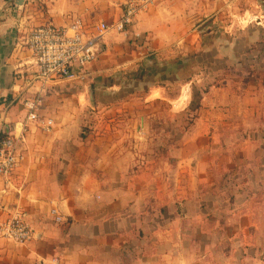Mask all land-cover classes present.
Wrapping results in <instances>:
<instances>
[{
	"label": "rangeland",
	"instance_id": "rangeland-1",
	"mask_svg": "<svg viewBox=\"0 0 264 264\" xmlns=\"http://www.w3.org/2000/svg\"><path fill=\"white\" fill-rule=\"evenodd\" d=\"M163 4L154 25L140 28L142 38L135 44L112 36L95 62L97 69L89 66L86 80L65 81L51 89L49 102L56 103L51 117L65 124L77 141L78 159L94 151L83 149L92 136L107 140L110 135L113 140L138 141L139 156L153 158L149 163L138 156L136 163L131 162L129 183L147 208L143 218L152 225L149 231L163 223L154 235L164 244L166 239L174 244L179 258L174 264H264V35L257 25L264 21L262 0H163ZM37 8L42 11L41 5ZM249 25L254 29L246 33L248 50L237 54L233 70L221 72L233 76V85L212 89L202 106L201 95L214 82L213 70L199 64L211 58L205 50L236 39L241 47L243 28ZM145 42L146 50L159 52H150L151 61L137 76L126 75L127 56L134 47H140L134 48L137 52L145 50ZM180 47H185L183 54ZM173 50L179 51L174 58ZM169 57L178 66L187 65L178 83L165 84L167 92L160 88L146 97L148 84L164 77ZM187 79L194 81L189 100L183 98L185 88L191 94V86L181 85ZM119 80L128 88L114 99L108 93L119 91ZM179 96L183 103L177 105ZM182 105L188 107L185 112ZM141 124L145 129L138 135L135 129ZM211 136L233 147L211 149L210 155ZM82 165H74L77 173Z\"/></svg>",
	"mask_w": 264,
	"mask_h": 264
},
{
	"label": "crops",
	"instance_id": "crops-1",
	"mask_svg": "<svg viewBox=\"0 0 264 264\" xmlns=\"http://www.w3.org/2000/svg\"><path fill=\"white\" fill-rule=\"evenodd\" d=\"M161 1L151 7L150 11L141 14L127 34L111 33L105 44H109L108 39L112 36L130 39L135 44L142 38L140 28L154 25L155 15L166 6ZM125 2L126 0H25L24 4L18 5L17 0H0V131L17 137L19 152L25 156V160L11 176L0 177V218L6 219L19 212L35 232V238L25 245L3 242L0 246V264H174L179 259L173 251L174 244H170L169 239L164 244L154 235L161 232L163 223L157 222L154 230L149 231L152 225L143 218L147 208L139 200L133 189L134 185L129 183L133 179L130 173L131 162L136 163L139 153L135 148L140 143L113 140L111 135L107 140L92 136L83 149L87 147L94 151L78 159L77 141L67 132L65 124L56 123L55 118L51 117L54 116L52 111L56 105L49 102L53 99L50 97L51 89L57 90L62 82L40 87L35 80L37 69L32 64V55L26 45L30 32L37 26L47 22L67 26L76 17L87 22L105 21L113 17L114 21L121 16ZM38 4L42 6V11L38 10ZM262 5L264 8V0ZM203 24L206 29L207 23ZM257 25L262 31L260 36L264 35V21ZM252 26L243 28L245 39L241 47L236 39L225 44L220 42L213 49L205 50L207 54H211V58L199 64L213 70L214 82L202 93V106L212 89L233 85V76H223L221 72L233 70V60L237 54L248 50L246 33L254 29ZM231 30L230 27L227 29L230 38L233 37V33H229ZM200 45L197 49L194 47L196 52ZM147 47L148 44L145 50L142 47L138 51L141 52L140 57L137 50H134L140 47L133 48L127 56L128 64L125 63L129 70L126 75L137 76L141 67L151 61V54L159 52L151 47L146 50ZM179 51L183 54L185 47ZM172 52L174 58L177 52ZM171 58L169 57L170 61H167L162 72L164 77L160 79L157 76L160 80L156 78L152 84H148L146 97L160 88L167 92L165 84L178 83L179 75L187 65L178 66ZM93 66L95 69L98 67L96 63L91 67ZM124 80L118 81L119 91L109 92L108 96L115 99L123 89L128 88ZM242 82L246 83V80ZM193 84L191 79L181 81L182 87L187 85L193 89L190 94L189 89L185 88L188 100L194 92ZM38 92L41 96L39 115L44 119H53L54 122L53 129L48 132L37 123L27 122L28 112L24 102L35 97ZM181 96L175 101L176 104ZM187 109L188 107H183L182 112ZM169 112H172L171 107ZM200 112L197 113L195 125L200 119ZM144 127V124L137 126L136 133L139 135ZM219 130L215 128L216 132ZM108 132H112L110 128ZM101 133L96 132L95 135ZM229 144L230 142L211 136L207 152L213 155L214 151L211 149L233 147V144ZM182 145L183 141L180 143L181 147ZM139 157L149 163L153 159L151 156ZM77 164H83L79 173L74 166ZM123 164L129 167L126 168ZM57 217L61 220L58 221ZM162 247L169 250L161 253L159 249ZM241 258L247 260L249 257L242 255ZM54 260L58 262L55 263Z\"/></svg>",
	"mask_w": 264,
	"mask_h": 264
},
{
	"label": "built area",
	"instance_id": "built-area-1",
	"mask_svg": "<svg viewBox=\"0 0 264 264\" xmlns=\"http://www.w3.org/2000/svg\"><path fill=\"white\" fill-rule=\"evenodd\" d=\"M159 1L126 0L121 16L112 22H87L76 17L67 26L47 22L35 27L26 42L32 64L37 69L35 80L41 88L51 83L86 80L88 67L100 58L107 36L127 34L137 18ZM40 103L39 92L25 100L27 122L37 123L48 132L53 129L54 122L39 115ZM24 160V154L19 152V139L0 131V177L11 176ZM57 220L60 221V217ZM34 238V230L21 213L0 218V246L3 242L25 245Z\"/></svg>",
	"mask_w": 264,
	"mask_h": 264
},
{
	"label": "bare ground",
	"instance_id": "bare-ground-1",
	"mask_svg": "<svg viewBox=\"0 0 264 264\" xmlns=\"http://www.w3.org/2000/svg\"><path fill=\"white\" fill-rule=\"evenodd\" d=\"M186 97H188V92H187L186 89H185V94H184V98H183V99H185ZM182 103H183V101L180 99V100L178 101L177 105H180V104H182Z\"/></svg>",
	"mask_w": 264,
	"mask_h": 264
},
{
	"label": "water",
	"instance_id": "water-1",
	"mask_svg": "<svg viewBox=\"0 0 264 264\" xmlns=\"http://www.w3.org/2000/svg\"><path fill=\"white\" fill-rule=\"evenodd\" d=\"M24 2H25V0H17L18 5H22V4H24Z\"/></svg>",
	"mask_w": 264,
	"mask_h": 264
}]
</instances>
